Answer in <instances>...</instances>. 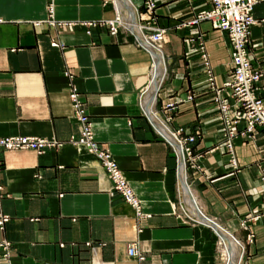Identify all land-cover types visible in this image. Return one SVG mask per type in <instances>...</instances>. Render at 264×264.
<instances>
[{"label": "crops", "instance_id": "1", "mask_svg": "<svg viewBox=\"0 0 264 264\" xmlns=\"http://www.w3.org/2000/svg\"><path fill=\"white\" fill-rule=\"evenodd\" d=\"M111 1L0 0V135L57 143L40 152L0 149V241H8L0 264H264V131L233 138L231 165L214 98L221 88L228 99L221 82L231 72L229 38L208 20L189 21L209 0H152L150 16L164 34L160 52L150 48V81L149 53L134 36L143 40L140 28H107L113 5L122 15ZM123 1L142 21L143 0ZM251 14L246 52L264 69V0ZM146 85L158 129L193 135L178 176L174 153L137 102ZM255 85L264 101V75ZM70 86L97 147L111 153L135 193L138 213L96 157L70 140L79 133ZM155 111L169 116L168 127ZM130 243L141 258L127 253Z\"/></svg>", "mask_w": 264, "mask_h": 264}, {"label": "built area", "instance_id": "2", "mask_svg": "<svg viewBox=\"0 0 264 264\" xmlns=\"http://www.w3.org/2000/svg\"><path fill=\"white\" fill-rule=\"evenodd\" d=\"M258 1L260 0H209V6L197 10L189 20L190 22H196L202 19L208 20L211 27L226 30L229 38L231 72L230 75L221 82V87L226 89V96L228 99L220 96L219 91L221 88H216L214 90V98L217 101L220 114L219 119L223 129L222 146L227 154L229 162L233 166L235 165L233 138L237 135L249 138L257 128L264 131V101L255 93V83L261 75H264V69L253 66L246 52V43L250 31L249 28L255 21L251 14V10L253 4ZM143 6L146 14L142 21L138 20L135 13L136 23L143 32V40L138 38L134 33L133 34L135 36V41L149 53L150 81L152 78L151 70L153 68V60L149 46L161 47L164 28L155 25L150 16L154 2L152 0H143ZM118 20L116 15L106 21L109 32L114 33L118 27L130 30ZM87 23L90 25L91 22L88 21ZM144 30H147V32L145 33ZM209 83H212L210 77ZM146 92L147 85L139 91L137 102L142 112L153 124L155 131L169 144L174 153L176 158V174L178 176L179 156L184 171L186 161L190 159L191 156L190 147L187 142L193 139V135H181V128L170 129L166 123L169 116L162 118L155 111L161 118L163 124L168 127L167 130L173 136L174 140L179 144L181 150L179 153L175 144L158 129L157 125H155L149 117L145 106ZM68 95L72 107V115L76 118L79 127L78 135H70V140L82 144L96 157L110 179L112 187L116 189L123 200L133 206L136 213H138V199L127 179L123 176L121 169L117 166L115 159L109 151L97 147L91 131L90 122L87 120V113L82 106V100L78 96L74 86H70ZM173 105L172 101L165 103V107H172ZM238 124H241V127L238 128ZM55 144H57L56 141L40 135H0V149L2 150L31 148L36 152H40L45 146ZM180 202V205H183V202ZM186 214L190 217L187 212ZM5 219L6 215L0 214V223ZM7 245L8 241H0L2 254L7 253ZM126 251L128 254L135 255L137 258L142 257V255L134 249L132 243L127 246Z\"/></svg>", "mask_w": 264, "mask_h": 264}, {"label": "bare ground", "instance_id": "3", "mask_svg": "<svg viewBox=\"0 0 264 264\" xmlns=\"http://www.w3.org/2000/svg\"><path fill=\"white\" fill-rule=\"evenodd\" d=\"M114 2L116 3V7L118 8V10H120L121 12H122V20L123 21H125L127 24H129V25H131L132 27H134V28H137V23H136V19H135V14H133V15H129L127 12H128V7H127V5H126V3H124V1L123 0H114ZM126 2V1H125ZM129 5V4H128ZM119 22H121L122 24H123V22L119 19L118 20ZM138 27H139V25H138ZM141 31V30H140ZM141 33H142V35H143V32L141 31ZM149 48H153V49H155L157 52H160V50H159V47H152V46H149ZM152 55V54H151ZM152 60H153V57H152ZM153 64H154V60H153ZM161 131H162V133H164L165 135H167L168 136V131L165 129V128H162V129H160ZM171 139H173L172 137H171ZM175 142V144L176 145H178L177 144V142L176 141H174ZM179 150H180V148H179ZM178 150V151H179ZM180 153V152H179ZM180 155V154H179ZM181 165H180V156H179V167H178V173H179V170L181 171V167H180ZM228 234L230 235V237L234 240V241H236V239L228 232ZM228 239V238H227ZM230 240V239H229ZM230 245H231V250H236L237 248H236V246L234 245V243L232 242L231 243V241H230ZM232 247L234 248V249H232ZM233 264H235L234 263V261H233Z\"/></svg>", "mask_w": 264, "mask_h": 264}, {"label": "rangeland", "instance_id": "4", "mask_svg": "<svg viewBox=\"0 0 264 264\" xmlns=\"http://www.w3.org/2000/svg\"><path fill=\"white\" fill-rule=\"evenodd\" d=\"M111 1V0H110ZM112 2V1H111ZM112 5H113V3H112ZM113 9H114V16H116L117 14H116V11H115V8H114V5H113ZM118 11V10H117ZM136 11V10H135ZM113 16V17H114ZM118 16H120V18H121V20H122V15L118 12ZM122 22H125V21H123L122 20ZM126 23V22H125ZM130 26V25H129ZM131 27V26H130ZM132 28V27H131ZM137 28H138V25H137ZM144 32L146 33L147 32V30H144ZM178 144V143H177ZM179 145V144H178ZM220 239H222V238H220ZM223 240V239H222ZM218 249H219V247H218ZM229 249H230V247H229ZM219 251H220V249H219ZM230 252H231V249H230Z\"/></svg>", "mask_w": 264, "mask_h": 264}, {"label": "water", "instance_id": "5", "mask_svg": "<svg viewBox=\"0 0 264 264\" xmlns=\"http://www.w3.org/2000/svg\"><path fill=\"white\" fill-rule=\"evenodd\" d=\"M212 223H214V221H212L211 219H209Z\"/></svg>", "mask_w": 264, "mask_h": 264}]
</instances>
